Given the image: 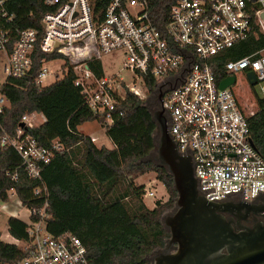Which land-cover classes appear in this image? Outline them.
<instances>
[{
    "label": "built area",
    "instance_id": "obj_1",
    "mask_svg": "<svg viewBox=\"0 0 264 264\" xmlns=\"http://www.w3.org/2000/svg\"><path fill=\"white\" fill-rule=\"evenodd\" d=\"M97 1L43 0L50 10L37 29L17 27L10 0H0V113L9 105L4 86L29 70L36 46L67 60L56 79L71 69L85 105L109 123L122 114L119 105L127 92L144 98L139 88L122 80L120 72L126 69L142 89L150 92L146 82L151 77L154 86L162 88L159 109L177 148L192 157L194 177L206 199L239 193L251 201L258 190L264 192V159L252 144L247 122L252 112L243 111L230 86L219 88L210 63L214 55L256 30L264 36V0H174L161 28L150 18L149 0H108L102 8H96ZM113 52L123 57L117 72L97 75L88 67V62ZM45 62L35 79L40 86L48 74ZM221 64L235 79L242 74L247 80L246 72L253 71L256 83L250 87L264 98V48L238 59L226 57ZM38 115H22L23 126L18 125L14 136L3 134L0 146L13 147L26 176L41 181L54 153L66 148L57 139L42 147L27 132L39 124ZM18 176L16 172L11 178ZM44 192V185L34 190L37 196ZM143 196L154 192L145 188ZM22 206L28 216L27 239H16L15 244L24 254L9 264H93L78 237L48 232L47 202L40 208Z\"/></svg>",
    "mask_w": 264,
    "mask_h": 264
},
{
    "label": "trees",
    "instance_id": "obj_2",
    "mask_svg": "<svg viewBox=\"0 0 264 264\" xmlns=\"http://www.w3.org/2000/svg\"><path fill=\"white\" fill-rule=\"evenodd\" d=\"M108 0L97 1L102 8ZM174 0H149L150 18L158 27L164 26L168 9ZM8 8L16 15L19 28L40 29L42 15L50 10L43 0H10ZM264 48V36L256 30L249 37L236 42L210 58L213 72L220 82L230 76L222 66L226 57L235 59ZM63 57L44 53L38 46L32 55L29 70L20 78H12L4 86L9 105L0 113V138L14 136L21 116L35 112L43 121L26 128L42 147H50L57 139L66 150L57 151L41 172V181L26 176L17 151L0 146V202L8 200L14 191L22 205L40 208L47 202L46 228L58 236L70 232L87 248L93 264H147L144 256L152 248L162 247L167 238L161 214L174 205L176 192L172 176L164 167L146 159L154 148L155 122L149 106L134 93L127 92L120 102L122 114L112 123L94 114L84 103L79 89L74 86V73L40 86L35 79L41 61ZM65 62L63 67L67 66ZM97 75L103 74L100 60L88 62ZM148 78L146 85L154 86ZM256 110L247 116L252 144L264 159V98L253 87ZM97 121L113 143L112 148L98 147L88 135L78 131L85 122ZM155 172L164 185L168 199L156 201L148 208L143 200L145 186L134 184V179L147 172ZM17 179H12L13 173ZM46 186L47 193L35 195L34 190ZM8 233L25 241L26 222L9 216ZM15 243L3 241L0 233V264H9L23 256Z\"/></svg>",
    "mask_w": 264,
    "mask_h": 264
},
{
    "label": "water",
    "instance_id": "obj_3",
    "mask_svg": "<svg viewBox=\"0 0 264 264\" xmlns=\"http://www.w3.org/2000/svg\"><path fill=\"white\" fill-rule=\"evenodd\" d=\"M246 77L250 86L256 83L253 71H247ZM234 82L230 75L219 82V88ZM158 99L161 102V94ZM152 119L155 155L146 159L172 176L176 197L174 208L162 220L166 243L146 257L147 264H264V192L258 190L251 201L239 193L206 199L194 177L192 157L177 148L162 110L155 111Z\"/></svg>",
    "mask_w": 264,
    "mask_h": 264
},
{
    "label": "rangeland",
    "instance_id": "obj_4",
    "mask_svg": "<svg viewBox=\"0 0 264 264\" xmlns=\"http://www.w3.org/2000/svg\"><path fill=\"white\" fill-rule=\"evenodd\" d=\"M3 57L0 54V68L3 63L1 61ZM101 66L104 74L111 75L112 73L117 72L123 67V57L120 52H113L109 54H103L100 58ZM64 64V58H55L52 60H48L43 64V68L47 69L48 74L44 77L42 81V85L46 86L53 83L57 77H61L63 75L62 65ZM120 76L124 83L128 86L135 85L140 89L141 95L144 96L143 104L149 106L152 101V94L144 89H142L139 80L134 76V74L126 69H122L120 72ZM0 78H4V74L0 69ZM234 94L237 96L238 101L240 103L241 108L244 112H253L256 110L255 99L253 92L251 91L250 85L242 74H237L235 82L230 86ZM43 117L38 115L36 118V123L41 122ZM81 133H85L88 136L94 138V143L100 147L105 146L107 148H111L113 146L110 138L105 134L104 129L99 125V123L95 121H89L84 123L80 127ZM155 154L153 150L150 155L145 156V158L153 157ZM134 184L136 185H144L147 190H152L154 192V196L144 197L142 195V200L144 204L152 209L155 206L156 201L165 202L168 199V193L164 187V185L157 179L155 172H147L143 175H139L134 179ZM174 206V205H173ZM171 208L165 209L162 214L168 213L173 209ZM15 212L18 215V218L27 222L28 216L26 211L23 209V206L14 191H10L8 194V200L5 203L0 202V232L2 238L6 242L15 243L14 239L10 237L7 230V219L8 213ZM161 214V215H162ZM157 250L155 248L150 249L144 256L146 257L156 254ZM147 262V260H146Z\"/></svg>",
    "mask_w": 264,
    "mask_h": 264
},
{
    "label": "flooded vegetation",
    "instance_id": "obj_5",
    "mask_svg": "<svg viewBox=\"0 0 264 264\" xmlns=\"http://www.w3.org/2000/svg\"><path fill=\"white\" fill-rule=\"evenodd\" d=\"M150 92H151L153 98H152V101L149 104V109L151 110V113L153 114L155 111H157L159 109L160 101L158 99V96L160 94L161 95L163 94V90H162V88L160 86H156V87L153 86V87L150 88ZM162 114L166 117V115L163 112H162ZM173 208H174V206H173ZM166 214L167 213L161 215V220L164 221ZM165 243H166V240H165ZM165 243H164V245H165ZM163 246L162 247H159V248H155L157 250V253L159 251H161V249L163 248Z\"/></svg>",
    "mask_w": 264,
    "mask_h": 264
},
{
    "label": "crops",
    "instance_id": "obj_6",
    "mask_svg": "<svg viewBox=\"0 0 264 264\" xmlns=\"http://www.w3.org/2000/svg\"><path fill=\"white\" fill-rule=\"evenodd\" d=\"M42 121H43V120H42ZM42 121H41V122H42ZM41 122H39V123H41ZM85 123H86V122H85ZM83 124H84V123H83ZM83 124H82V125H83ZM82 125H80V126L78 127V131H79V132H81V131H80V127H81ZM82 134L87 135V134H85V133H82ZM112 147H113V146H112ZM112 147H111V148H112ZM8 216H14V217H17V218H18V215H17L15 212H10V213H8ZM0 233H1V232H0ZM8 234H9V233H8ZM9 235H10V234H9ZM10 237H11L12 239H14L11 235H10ZM1 239L3 240L2 235H1ZM3 241H4V240H3ZM14 241H16V239H14Z\"/></svg>",
    "mask_w": 264,
    "mask_h": 264
}]
</instances>
